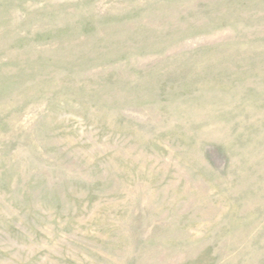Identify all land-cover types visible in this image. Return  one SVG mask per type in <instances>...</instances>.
<instances>
[{
  "label": "rangeland",
  "instance_id": "obj_1",
  "mask_svg": "<svg viewBox=\"0 0 264 264\" xmlns=\"http://www.w3.org/2000/svg\"><path fill=\"white\" fill-rule=\"evenodd\" d=\"M0 264H264V0H0Z\"/></svg>",
  "mask_w": 264,
  "mask_h": 264
}]
</instances>
